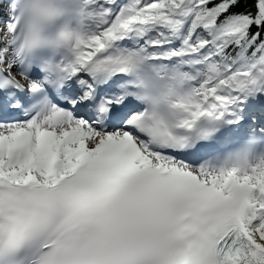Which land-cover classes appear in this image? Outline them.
Returning a JSON list of instances; mask_svg holds the SVG:
<instances>
[{
	"label": "snow or ice",
	"instance_id": "snow-or-ice-1",
	"mask_svg": "<svg viewBox=\"0 0 264 264\" xmlns=\"http://www.w3.org/2000/svg\"><path fill=\"white\" fill-rule=\"evenodd\" d=\"M0 264H264V0H0Z\"/></svg>",
	"mask_w": 264,
	"mask_h": 264
},
{
	"label": "bare ground",
	"instance_id": "bare-ground-1",
	"mask_svg": "<svg viewBox=\"0 0 264 264\" xmlns=\"http://www.w3.org/2000/svg\"><path fill=\"white\" fill-rule=\"evenodd\" d=\"M4 11H6V8H5V10ZM0 27H3V26H0Z\"/></svg>",
	"mask_w": 264,
	"mask_h": 264
},
{
	"label": "rangeland",
	"instance_id": "rangeland-1",
	"mask_svg": "<svg viewBox=\"0 0 264 264\" xmlns=\"http://www.w3.org/2000/svg\"><path fill=\"white\" fill-rule=\"evenodd\" d=\"M0 26H3V25H0Z\"/></svg>",
	"mask_w": 264,
	"mask_h": 264
}]
</instances>
